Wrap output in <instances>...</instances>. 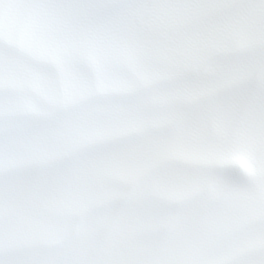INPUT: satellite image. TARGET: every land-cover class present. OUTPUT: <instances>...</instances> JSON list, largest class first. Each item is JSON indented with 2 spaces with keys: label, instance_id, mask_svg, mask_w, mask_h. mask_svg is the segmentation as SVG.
I'll list each match as a JSON object with an SVG mask.
<instances>
[{
  "label": "snow or ice",
  "instance_id": "snow-or-ice-1",
  "mask_svg": "<svg viewBox=\"0 0 264 264\" xmlns=\"http://www.w3.org/2000/svg\"><path fill=\"white\" fill-rule=\"evenodd\" d=\"M0 264H264V0H0Z\"/></svg>",
  "mask_w": 264,
  "mask_h": 264
}]
</instances>
